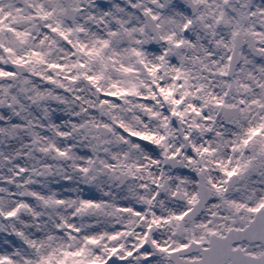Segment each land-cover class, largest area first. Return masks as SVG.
<instances>
[{
	"label": "snow or ice",
	"instance_id": "6c2138e0",
	"mask_svg": "<svg viewBox=\"0 0 264 264\" xmlns=\"http://www.w3.org/2000/svg\"><path fill=\"white\" fill-rule=\"evenodd\" d=\"M0 264H264V0H0Z\"/></svg>",
	"mask_w": 264,
	"mask_h": 264
}]
</instances>
